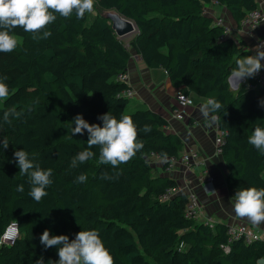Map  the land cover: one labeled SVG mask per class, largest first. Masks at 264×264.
Wrapping results in <instances>:
<instances>
[{"label": "trees", "instance_id": "obj_1", "mask_svg": "<svg viewBox=\"0 0 264 264\" xmlns=\"http://www.w3.org/2000/svg\"><path fill=\"white\" fill-rule=\"evenodd\" d=\"M215 2L231 14L238 25L257 7V0H98L94 26L90 15L78 20L75 14L48 27L52 35L38 42L23 29L13 30L19 41L11 53H0V76H6L9 97L0 101L3 112L15 107L22 115L0 126V235L11 222L18 224L14 245L0 246V264H45L59 259L58 248L45 249L39 237L67 235L70 240L82 230H99L114 258V264H256L264 256V242L234 241L227 253V224L209 225L186 216L187 191L162 198L166 189L176 187L167 175L154 174L150 154L178 156L182 141L167 132V120L157 112L132 106L121 95L127 83L116 75L127 70L131 51L148 68H162L171 85L185 94L206 100L215 98L223 108L217 128L224 132L221 157L230 192L238 188H264V155L248 143L255 127H264V84L246 89V81L231 90L228 77L236 60L250 55L242 42L224 35L206 7ZM99 9H114L132 20L137 33L125 44L116 37ZM117 119L130 115L144 147L128 163L114 169L98 163L96 156L77 168L72 158L87 147L88 133L71 135L76 115L90 124L106 113ZM25 150L42 169L51 168L48 195L37 203L29 195L28 177L19 174L16 150ZM165 172V165L163 164ZM119 175L105 180L102 175ZM88 177L75 183L78 175ZM23 192L17 191L18 185Z\"/></svg>", "mask_w": 264, "mask_h": 264}, {"label": "clouds", "instance_id": "obj_2", "mask_svg": "<svg viewBox=\"0 0 264 264\" xmlns=\"http://www.w3.org/2000/svg\"><path fill=\"white\" fill-rule=\"evenodd\" d=\"M94 10L95 0H0V53H11L18 47L19 41L13 34L14 29H23L38 42L52 35L51 31L46 29L57 20V16L68 19L75 14V17L81 20L86 14L94 13ZM262 61H264V50L259 48L256 49L255 54L237 59L236 67L230 73V82L234 86H241L242 81L254 78L264 68ZM6 80V76H0V101L7 100L10 94ZM259 104L264 107V99H261ZM222 108V103L217 99L208 98L200 105L199 112L204 119L215 123L218 117L213 114ZM21 115L22 113L15 107H10L3 112L2 124H11L12 118ZM98 119L103 122V126L90 124L79 114L71 121L75 125L71 128V135L83 134L84 130L88 133L87 147L72 158L71 168H77L92 160L96 156L92 149L98 148V163L111 165L117 169L120 165L128 163L143 149L144 144L138 139L139 131L145 134L152 131L150 125H145L138 131L132 117L127 114H122L117 119L109 112L98 116ZM248 143L264 155V127L257 125L248 137ZM8 147L7 138L0 140V148L6 150ZM14 160L19 168V174L28 177L30 185L28 195L39 203L48 195L46 189L53 183L51 179L53 170L42 169L23 149L14 152ZM167 161V154L161 153L160 162L167 163ZM118 175L119 172L116 176L105 173L101 178L111 180ZM87 179L86 175L80 174L74 182L85 183ZM17 191L23 192L24 186L18 185ZM230 203L237 219L245 220L256 228L264 225V188H238ZM256 238L260 239L259 236ZM39 240L45 249L58 248V261H49L48 264H114L110 250L105 246L99 230L96 229L82 230L72 240L67 235H51L46 229ZM35 264H45L43 256L37 259ZM256 264H264V257Z\"/></svg>", "mask_w": 264, "mask_h": 264}, {"label": "crops", "instance_id": "obj_3", "mask_svg": "<svg viewBox=\"0 0 264 264\" xmlns=\"http://www.w3.org/2000/svg\"><path fill=\"white\" fill-rule=\"evenodd\" d=\"M257 5L264 15V1L257 0ZM206 12L215 19H221L224 26L229 29L228 35L235 41L242 42L250 55L255 54L256 40L264 37V20L255 34L248 35L225 7L212 2L206 7ZM262 64H264L263 61ZM126 73L128 89L133 93L130 97L131 105L148 108L167 120L168 125L165 130L177 134L182 141L183 146L179 155L190 152L199 153L198 160L188 165L179 163L169 172L164 171V163L160 162V158H154L152 160L154 174L167 175L176 181V187L180 191L195 194L197 207L194 219L197 221L209 225L246 223L252 226L245 220L237 219L232 212L230 200L235 192L227 189L225 183L227 170L221 155L215 153L214 140L218 131L217 124L204 119L199 112L200 105L206 100L195 94H188L190 104L179 108L184 118L176 119L173 113L177 108L175 97L178 88L171 85L164 69L148 68L140 56L131 51ZM206 177L211 178L210 184L206 182ZM254 228L264 232V225ZM262 257L264 256L259 257L257 261Z\"/></svg>", "mask_w": 264, "mask_h": 264}, {"label": "built area", "instance_id": "obj_4", "mask_svg": "<svg viewBox=\"0 0 264 264\" xmlns=\"http://www.w3.org/2000/svg\"><path fill=\"white\" fill-rule=\"evenodd\" d=\"M263 20H264L263 12L261 8L257 5L255 9L249 11L242 18L239 26L242 29H244L248 35H253L259 29L261 22ZM216 24L224 26L221 19H217ZM228 32H229V29L226 26H224V35H228ZM255 47L256 49L259 48L261 50H264V37L256 40ZM116 79L127 83L128 82L127 73L124 72V73L117 74ZM227 81H228V85L231 84L229 85L230 87H236V88L238 87V86H234L233 83L229 81V78ZM263 84H264V70L262 69L254 78L247 79L246 89L249 91H252V90L254 91L260 88ZM121 95L127 98H130L133 95V93L130 89L127 88L122 91ZM175 100H176L177 108L174 110V113H173L174 117L176 119H183L184 114L179 108L185 107L190 104L188 95L178 91L176 94ZM223 136H224V132L218 129L217 134L215 136V140H214L215 153L217 155H221V151H222L221 146L224 143ZM154 158H159V157L153 154H150L148 160L152 163V160ZM198 158H199V153L197 152L184 153L178 156L169 157L167 163H164L165 170L169 172L173 170L174 167L179 163L183 165H188L191 162L198 160ZM205 179L208 184L211 183L210 177H206ZM177 192H180V190L177 187L168 188L166 189L162 198L166 199L170 195H173ZM196 207H197V199H196L195 194L193 192H188L187 206H186V212H185L186 216L189 218H194ZM225 234L227 236V242L221 246L223 252L225 253L229 251L230 244L234 241H243L245 244H251L256 241L264 242V232H261L246 223L228 224L226 227ZM18 236H19L18 224L16 221H11L4 228L3 232L0 235V246L7 247V248L13 246ZM257 236H259L260 239H257L256 238Z\"/></svg>", "mask_w": 264, "mask_h": 264}, {"label": "water", "instance_id": "obj_5", "mask_svg": "<svg viewBox=\"0 0 264 264\" xmlns=\"http://www.w3.org/2000/svg\"><path fill=\"white\" fill-rule=\"evenodd\" d=\"M98 14L101 18L107 20L110 23L112 31L116 37L121 40L130 36H134L137 33V27L135 23L114 9H99ZM229 88L231 90L236 89V87L230 86Z\"/></svg>", "mask_w": 264, "mask_h": 264}, {"label": "rangeland", "instance_id": "obj_6", "mask_svg": "<svg viewBox=\"0 0 264 264\" xmlns=\"http://www.w3.org/2000/svg\"><path fill=\"white\" fill-rule=\"evenodd\" d=\"M97 1L98 0H95V10H94V13H92V14H89L90 15V20L88 21V28H89V30H91L92 29V27L94 26V16L96 15V5H97ZM130 38H132V36H130V37H128V38H125V39H123V41H124V43L126 44L127 43V41L130 39ZM230 81V80H229ZM229 85H231V84H229Z\"/></svg>", "mask_w": 264, "mask_h": 264}]
</instances>
